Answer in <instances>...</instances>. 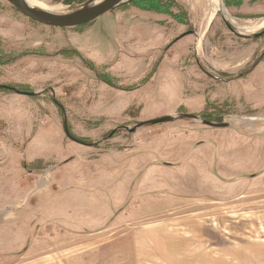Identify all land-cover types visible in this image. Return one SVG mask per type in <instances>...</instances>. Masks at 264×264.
<instances>
[{
  "label": "rangeland",
  "instance_id": "obj_1",
  "mask_svg": "<svg viewBox=\"0 0 264 264\" xmlns=\"http://www.w3.org/2000/svg\"><path fill=\"white\" fill-rule=\"evenodd\" d=\"M170 11L0 0V264H264V0Z\"/></svg>",
  "mask_w": 264,
  "mask_h": 264
},
{
  "label": "water",
  "instance_id": "obj_2",
  "mask_svg": "<svg viewBox=\"0 0 264 264\" xmlns=\"http://www.w3.org/2000/svg\"><path fill=\"white\" fill-rule=\"evenodd\" d=\"M4 1H6L10 6H12L20 15H22L23 17L27 18L32 22L50 28L67 29V28L84 26L90 22H93L97 18L116 9L118 6L126 3L128 0H87L83 4L82 8L69 14L51 13L40 8L32 7L28 5L24 0H4ZM225 25L232 33L236 34V32H234V30L232 29L229 23L225 22ZM263 35H264V31L253 35V37L258 38ZM187 118L193 119L194 117L185 116V119ZM171 120L172 118L170 117L159 118L143 124H139L136 126V128H139L144 124L155 125L159 123H166ZM201 123L211 128L228 127V125L225 123L214 124L206 121H202ZM136 128L130 129L128 131L132 133L135 131ZM64 132L68 136L66 129H64Z\"/></svg>",
  "mask_w": 264,
  "mask_h": 264
},
{
  "label": "trees",
  "instance_id": "obj_3",
  "mask_svg": "<svg viewBox=\"0 0 264 264\" xmlns=\"http://www.w3.org/2000/svg\"><path fill=\"white\" fill-rule=\"evenodd\" d=\"M65 1H73V0H65ZM78 1H81L80 4L85 2V0H78ZM235 1L236 2H242L244 0H235ZM173 2H174V0H128L126 3L132 4L135 8H137L141 11H145V12L153 13V14L164 15V16H169V17L177 20L178 16L173 15L170 11V7H171ZM86 25H88V24H86ZM86 25H84V26H86ZM1 55L2 54H1V49H0V62L2 61Z\"/></svg>",
  "mask_w": 264,
  "mask_h": 264
},
{
  "label": "bare ground",
  "instance_id": "obj_4",
  "mask_svg": "<svg viewBox=\"0 0 264 264\" xmlns=\"http://www.w3.org/2000/svg\"><path fill=\"white\" fill-rule=\"evenodd\" d=\"M28 5H30V6H32V7H36V8H40V9H43V10H45V11H47L46 9H48V7L47 6H44V5H42V4H38V2H36V1H34V0H24ZM219 1V0H218ZM48 12H51V13H59V12H53V10L52 11H48ZM241 30V29H240ZM245 32H247V31H245Z\"/></svg>",
  "mask_w": 264,
  "mask_h": 264
},
{
  "label": "crops",
  "instance_id": "obj_5",
  "mask_svg": "<svg viewBox=\"0 0 264 264\" xmlns=\"http://www.w3.org/2000/svg\"><path fill=\"white\" fill-rule=\"evenodd\" d=\"M176 25V24H175Z\"/></svg>",
  "mask_w": 264,
  "mask_h": 264
}]
</instances>
